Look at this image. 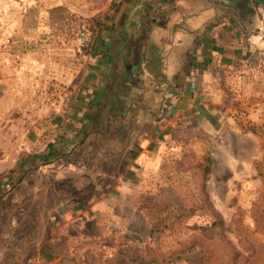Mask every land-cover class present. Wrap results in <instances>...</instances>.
<instances>
[{"label": "rangeland", "instance_id": "374dc122", "mask_svg": "<svg viewBox=\"0 0 264 264\" xmlns=\"http://www.w3.org/2000/svg\"><path fill=\"white\" fill-rule=\"evenodd\" d=\"M114 1L0 0V162L21 160L24 133L51 127L52 117L68 105L69 80H78L89 38ZM223 95L234 124L220 126L217 135L196 129L178 136L174 162H156L139 185L117 197L84 200L80 206L92 209L84 217L62 215L66 207H78L54 179L38 176L34 186L5 187L0 264H132L119 262L120 249L164 253L182 241L195 245L175 264H229L220 253L224 239L243 255L248 246L260 244L262 249L237 264H264V231L251 215L262 189L257 169L264 162V105L252 121L231 92L223 88ZM205 154L211 162L205 182L210 207L201 202L196 168ZM10 173L0 174V180ZM238 210L242 230L232 227ZM213 212L223 222L222 236L210 230ZM183 213L191 214L150 236L153 219Z\"/></svg>", "mask_w": 264, "mask_h": 264}, {"label": "crops", "instance_id": "0c3cea01", "mask_svg": "<svg viewBox=\"0 0 264 264\" xmlns=\"http://www.w3.org/2000/svg\"><path fill=\"white\" fill-rule=\"evenodd\" d=\"M89 39L67 108L24 133L21 160L0 162L11 171L0 192L54 179L78 207L62 215L84 217V200L117 197L172 161L178 136L234 124L223 88L246 119L261 115L264 0H115Z\"/></svg>", "mask_w": 264, "mask_h": 264}, {"label": "trees", "instance_id": "16d2710c", "mask_svg": "<svg viewBox=\"0 0 264 264\" xmlns=\"http://www.w3.org/2000/svg\"><path fill=\"white\" fill-rule=\"evenodd\" d=\"M253 131L252 129H250ZM210 157L209 155L205 154L202 156V161L196 164V168L201 173V180L199 182V186L203 192V198L201 202H204L206 206L210 207V204L207 200V194L205 191V182L208 178V174L210 173ZM259 165L262 168H259ZM258 165L257 174L260 176L262 180V189L258 196L254 198L251 206V215L253 217L252 221L255 224L256 228L264 231V162H261ZM242 211L238 210V213L232 219L234 226L237 230H242L240 227V218ZM191 213L188 214H175L173 216H165V217H157L150 222L149 234L150 236L159 232L163 228H171L174 224L181 221V219L189 216ZM214 221L210 225V230L212 232L217 233L219 236H222V232L224 231V225L220 218V216L213 212ZM231 226V225H230ZM236 230V231H237ZM235 231V230H234ZM246 235V234H245ZM226 248H221L220 253L225 260L229 262V264H237L241 261H247L249 257L253 256L257 253V249L261 248L260 244L250 245L246 250V255L239 252L234 246H231L226 240ZM195 244L191 245L188 242L182 241L177 244V247L168 250L164 253H159L151 248L146 249H134V248H126L120 249L119 255L122 260L119 259V262H127L132 264H175L181 258V256L186 252L191 250Z\"/></svg>", "mask_w": 264, "mask_h": 264}, {"label": "built area", "instance_id": "2783aa9c", "mask_svg": "<svg viewBox=\"0 0 264 264\" xmlns=\"http://www.w3.org/2000/svg\"><path fill=\"white\" fill-rule=\"evenodd\" d=\"M81 35H83V33H81Z\"/></svg>", "mask_w": 264, "mask_h": 264}]
</instances>
